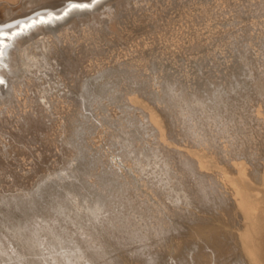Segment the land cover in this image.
Instances as JSON below:
<instances>
[{
  "label": "rangeland",
  "instance_id": "1",
  "mask_svg": "<svg viewBox=\"0 0 264 264\" xmlns=\"http://www.w3.org/2000/svg\"><path fill=\"white\" fill-rule=\"evenodd\" d=\"M107 3L112 5L109 15L114 18L111 24L104 22L88 28L80 23L69 29L67 34L56 38V44H53V47L70 53L74 60L84 61L83 67L91 70L85 83V95L80 96L83 103H63V95L68 94L64 82H59V85L56 81L52 87L39 83L35 86L31 82L33 86L29 85V71L28 75L25 73L28 79L24 77L28 63L42 48L37 38L45 33H35V30L44 27L50 20L34 27L25 28L27 24H23L11 34L13 41L6 42L2 47V50L11 48L9 53L0 54V58L7 60L2 67L18 69L11 75L16 78L13 93L8 78L3 80L5 85L1 90L3 88L6 92L2 90L3 96L12 98L15 90L21 87L11 102L7 103L9 96L0 99L2 264L18 261L14 256L17 253L11 247L9 249L12 243H16L15 247H24L22 254L27 253L24 256L26 259L35 251L37 259L33 257L34 254L29 257L34 258L35 262L41 259L39 262L42 264H49L47 258H52L46 255L49 252L63 258L64 253L71 254L74 257L72 264H96L97 261V264H120L127 255H132L131 260L137 263V244L138 247L140 243V246L142 243L148 246L158 236L159 239H168L171 245L169 247L167 243V247L172 252L176 250L178 255L182 252L178 250L184 247L187 249H183V252H193L194 247L197 252L194 250L196 253H190L191 256L181 253L189 258L187 261L182 255V261L175 257V252L172 254L167 248L160 249L162 252H156H160L157 258L154 254L150 257L156 262L149 258L151 261L148 259L147 264H183L186 261L188 264H206L207 261L209 264H220L218 261L228 264L216 255L213 238L207 239L211 240V246L207 240H199L195 228L187 223L194 219L188 217L189 206L184 207L186 196L185 199L181 198V194H195L194 188H198L197 182L194 185L193 181L197 170L192 169L184 161L185 158L174 155V152H171L172 155L163 147L148 109L133 102L132 98L144 100L161 117H165L179 133V137L177 134L173 137L179 142L204 149L223 164L229 158L231 161L253 162L255 155L264 152V0H108ZM51 13L48 12L46 17ZM59 14L56 13L54 18L63 15L64 11ZM21 36L24 37L15 41ZM34 43H38V46ZM19 82L24 85L19 84L16 88ZM25 84L35 87L37 93L39 89H44L39 92L38 98L37 93L33 95V88H28L33 92V103H29L31 98L25 95L31 92H25L24 89L28 87ZM9 92L12 95L7 94ZM17 96L19 99L23 97V101L16 103ZM10 108L13 109L12 113L8 112ZM27 115L32 119L31 123ZM183 177H187L185 183L181 182ZM186 182L189 184L186 185ZM178 186L179 189L176 188ZM181 187L193 192L188 193V190L185 193ZM201 198V202L206 204L208 197L202 195ZM165 202H169L168 205ZM173 218L178 219L171 231V222H176ZM167 221L170 223L167 224ZM183 222L194 230L188 232L189 227H185ZM165 223L166 226H163ZM219 224H225L221 226L222 230L227 226L229 229L224 232L216 228L217 234L224 232L227 235L231 230L235 231L234 227H229L232 224ZM178 225L182 230L185 227L186 231H178ZM164 228L175 234L167 232V235L168 230ZM213 232L216 234V230ZM190 234L193 243L187 242L190 238L187 235ZM168 236H173L175 241L169 240ZM176 240L179 241L177 246L174 245ZM183 240L192 244L193 248L184 245ZM49 243L52 247L48 246ZM46 245L49 247L47 250ZM64 245L67 250L69 246L70 251ZM117 247L125 254L127 251L130 253L119 254ZM26 248L27 252L24 250ZM226 248L233 250L235 247L228 244ZM71 249L75 250L74 254ZM166 250L168 252H163ZM234 250L237 251V248ZM40 251L45 255H40ZM198 255H201L200 261L198 259L201 263H196L192 257ZM63 258L60 260L68 264ZM88 259H91L88 261L91 263L86 261Z\"/></svg>",
  "mask_w": 264,
  "mask_h": 264
},
{
  "label": "bare ground",
  "instance_id": "2",
  "mask_svg": "<svg viewBox=\"0 0 264 264\" xmlns=\"http://www.w3.org/2000/svg\"><path fill=\"white\" fill-rule=\"evenodd\" d=\"M87 2V3H92V0H0V54H5V53H9L11 48H8L6 50H2V47L3 45L10 41L12 42L13 39L10 37L11 34H14L13 32L18 30L17 28L20 27L23 25V24H29L31 23L32 21L34 20H40V19H43V20H50V22H48L47 24H45L44 27H41V28H38L37 30H35L36 32L35 33H40L43 31V33H45V35L41 34L42 36H38L39 38V43H41L42 45H39L41 46L40 48V51L37 52V54L33 53V55L35 54V57H33L29 62L26 61L28 63V70H26L25 73H27V71H29V73H27V75L29 74L30 75V78L31 81L29 83L32 84L31 82H33V84L36 86L37 83L39 84H42V85H49L50 87H52L53 84H55L54 82H61V83H65L66 87V91L68 92V94H64L63 95V100H65L63 103H83L82 102V99L80 98L81 95H85V83L88 79V76H89V73L91 70H87L86 67H83V63L84 61L82 60H74L72 57H71V54L66 52L65 50H62V49H58L56 48V46L53 47V44L55 45L56 44V40L58 38H60V36L64 35V34H67L68 30L73 28V27H76L78 24L82 23V24H85L88 28H92L94 26H99L101 25L102 23L104 22H107L108 24H111L113 21V18L114 16L112 15H109L110 14V11H111V8H112V5L110 3H107L108 0H97L96 3L93 4V6L91 8H88V9H77V10H73L72 12H70L68 15H61L59 16L61 12L64 11V9L67 7V5L69 3H72V2ZM118 2V1H117ZM48 12H53V13H57L59 14L58 17L59 18H54V15L53 13H51V17L52 18H49L46 17ZM108 19H106V16H108ZM30 20V21H29ZM28 21V22H27ZM71 21V24L69 25L68 22ZM25 22V23H24ZM25 27V26H24ZM26 28V27H25ZM7 34L9 33V36L8 35H3V34ZM34 33V32H33ZM34 33V34H35ZM32 33L28 34V36H30ZM22 37L24 36H21L19 37L18 39H16L15 41H19ZM57 38V39H56ZM35 41V40H33ZM38 41V40H37ZM36 44V43H34ZM38 44V43H37ZM36 44V46H38ZM35 46V47H36ZM39 48V47H38ZM37 50V49H36ZM35 51V49H34ZM38 51V50H37ZM7 60H4L3 58H0V81H2V83H0V90H1V87H3L5 84L3 83V80L4 79H7L9 80L10 82V89L12 90V93L14 92L13 90V86L14 83L16 82L14 77H11V75L13 76V71H15L14 73H16V69L13 70V68L11 66H9L8 68H3L2 65L6 62ZM26 64V63H24ZM27 65V64H26ZM88 65V64H87ZM20 66H23L20 65ZM25 66V65H24ZM19 68V67H18ZM22 68V67H20ZM25 68H27L25 66ZM18 70V69H17ZM22 72V73H23ZM21 73V72H20ZM19 74V73H18ZM27 75L25 74L24 77L25 79L27 80L28 77ZM16 76V74H15ZM18 76V75H17ZM21 77V76H19ZM57 77V79H56ZM10 78L12 79V81H10ZM18 78V77H17ZM22 78V77H21ZM20 79V78H19ZM24 79V80H25ZM19 81V80H18ZM27 82V81H25ZM35 82V83H34ZM59 83V85L61 84ZM22 85L23 83H16V88L18 87V85ZM32 84V85H33ZM37 84V85H39ZM24 85V84H23ZM26 85V84H25ZM33 85V86H34ZM28 86V85H26ZM25 86V88H26ZM7 87V86H6ZM13 87V88H12ZM37 87H41V86H37ZM36 87V88H37ZM20 88V89H19ZM18 89L21 91V87H19ZM28 88H33V87H27L25 92L27 91H31L30 89L28 90ZM42 88V87H41ZM45 88V87H43ZM15 89V88H14ZM17 90H15V92L17 93ZM3 90V88H2ZM1 90V91H2ZM8 89V91H11ZM22 90H23V86H22ZM33 91L35 90V87L32 89ZM40 91L42 89H39ZM46 90V89H45ZM0 91V99L1 98H5L9 95H4L3 96V91L5 92V90H3L2 92ZM39 91V92H40ZM44 91V89L42 90ZM24 92V94H25ZM39 92L37 93V89L36 91H34V94L35 95L37 93L38 95V98L40 97L39 96ZM6 93V92H5ZM4 93V94H5ZM11 92L7 93V94H11ZM16 93L14 95H12V98L13 96H16ZM33 93L32 91L25 95H27L28 99H26L25 101L30 103H33L34 101V96H32ZM18 94V93H17ZM20 94V93H19ZM22 94V93H21ZM24 94H22V96H25ZM31 94V95H30ZM36 95V96H37ZM20 96V95H19ZM17 96V98L19 97ZM21 96V97H22ZM32 96V97H31ZM26 97V98H27ZM10 96H9V100L7 101V103L11 102V99ZM23 98V97H22ZM18 98L17 101H15L16 103H20L22 100ZM25 98V97H24ZM36 98V97H35ZM37 98V99H38ZM15 99V98H14ZM13 99V101H14ZM33 99V101H32ZM2 100V99H1ZM0 100V101H1ZM23 101V100H22ZM132 101L143 106L144 108L148 109V112H149V115H150V118L154 124V126L156 127L158 133H159V137L161 138V142H162V145L163 147H166V150L168 149L169 150V153L171 152H174V155H178L179 157L181 158H185L184 161L193 169H196L197 170V174H195V180H191L194 182V185H195V181L197 182L196 183V186L198 189H195L194 188V191H195V194L192 195L191 194H184L180 197L181 198H184L186 196V204H184V207H186L185 205L188 204L189 206V209H188V217L189 216H192V218L194 220L192 221H189L187 223L191 224V226H193L197 232V235H199V240L202 238V239H212L213 238V242L215 244V249L217 250V253L216 255L218 254L219 255V258L222 259V262H228V264H240V262H244L243 264H264V152L263 154H260V155H255L253 158V162H250L249 160H233L231 161V159L229 158L227 161L226 164H223L221 163V161H219L217 158H215L214 156H212L209 152H207L206 150L204 149H199V148H194V147H191L189 146L188 144H184V143H181L179 142V140H176L174 139L173 137H176V134L178 135L179 133L176 131V129L174 128L173 125H171V123L167 122V120L165 119V117H161V115L153 110L152 108H150L146 102L144 100H141L139 99L138 97H133L132 98ZM14 102V103H15ZM13 103V102H12ZM25 103V102H23ZM35 103V102H34ZM14 106H12L13 108ZM12 108H10L11 110H8V112L10 111L12 113ZM16 109V108H14ZM19 113V112H18ZM26 114V113H25ZM28 114V113H27ZM16 116V115H15ZM20 117V113L18 115ZM25 116V115H24ZM22 117V116H21ZM26 117V116H25ZM17 118V117H16ZM27 118L29 119L28 115H27ZM26 118V119H27ZM32 120L31 118L29 119V121ZM28 121V122H29ZM6 122V121H5ZM20 123V120L18 121ZM22 122V121H21ZM27 122V121H25ZM24 122V123H25ZM27 122V123H28ZM31 123V121L29 122ZM35 123V122H34ZM38 123V122H37ZM18 125V124H17ZM22 125V123L20 124ZM25 125V124H24ZM30 125V124H29ZM34 126V125H33ZM32 126V127H33ZM37 126V124L35 125ZM13 127V126H12ZM16 127V126H15ZM24 127V126H23ZM22 130V128H21ZM24 131V130H22ZM177 132V133H176ZM12 133V132H11ZM179 137V135L177 136ZM29 142V141H27ZM21 143V142H20ZM12 144V143H11ZM13 145V144H12ZM11 146V145H10ZM14 147V145H13ZM8 148V147H6ZM167 152V151H165ZM176 153V154H175ZM173 155V153H171ZM166 157V156H165ZM176 157V156H175ZM168 158V157H167ZM167 158H165V160H167ZM174 158V157H173ZM180 158V159H181ZM176 159H179L178 157ZM168 161V160H167ZM174 161V160H172ZM182 161V160H181ZM169 162V161H168ZM183 162V166L185 165ZM167 162H165L166 164ZM171 163V161L169 162ZM168 163V164H169ZM173 163V162H172ZM178 163V162H177ZM180 163V162H179ZM178 163V164H179ZM176 164V163H175ZM177 164V165H178ZM172 165V164H170ZM187 165V167H188ZM169 166V165H168ZM167 166V167H168ZM179 166V165H178ZM181 166V165H180ZM176 167V165H175ZM182 167V166H181ZM186 167V166H185ZM189 167V168H190ZM177 168V167H176ZM190 168V169H191ZM168 168H165V170H167ZM171 169V168H170ZM174 169V168H173ZM172 169V170H173ZM181 169V168H180ZM179 169V171H180ZM191 169V170H192ZM176 170V169H175ZM185 170V169H184ZM196 170H194L196 172ZM174 171V170H173ZM178 171V170H176ZM170 172V171H169ZM190 172V171H189ZM173 173V172H172ZM175 173V172H174ZM173 173V174H174ZM180 173V172H179ZM184 173V172H183ZM194 173V172H193ZM167 174H168V171H167ZM177 174V173H175ZM174 174V175H175ZM181 174V173H180ZM25 175V174H24ZM119 175V174H118ZM184 175V174H183ZM186 175V174H185ZM188 175V174H187ZM191 175V174H190ZM121 176V175H120ZM178 176V175H176ZM191 177V176H190ZM177 178V177H176ZM180 178V177H179ZM187 177H185L186 179ZM181 179V178H180ZM184 179V177H183ZM181 182H184L187 180L184 179V181ZM199 179H201L199 181ZM178 180V179H177ZM189 180V179H188ZM190 181V180H189ZM188 181V182H189ZM180 182V181H179ZM181 182H180V185H181ZM186 182V185L187 183ZM199 182V183H198ZM192 183V182H190ZM189 184V183H188ZM193 185V183H192ZM190 186V185H189ZM188 186V187H189ZM192 187V186H191ZM176 188H180L179 186L176 187ZM183 188V187H181ZM177 189V191H179ZM185 193L186 191L188 192L189 188L186 189V188H183ZM191 189V188H190ZM167 192V191H166ZM193 192L192 189L191 191L189 190L188 193H191ZM170 193V192H169ZM182 193V192H180ZM198 193V194H197ZM207 196L208 197V200H209V204L207 203L208 200H204L206 202L205 203H202V195ZM171 195V193H170ZM172 196V195H171ZM173 196H177L176 195H173ZM172 198V197H171ZM179 198V197H178ZM185 199V198H184ZM183 199V200H184ZM167 200V198H166ZM173 200V198H172ZM179 200V199H178ZM169 201V199H168ZM175 201V200H174ZM173 202V201H172ZM185 201H182V203H184ZM201 202V203H200ZM168 205L169 202H165L164 204ZM180 203V202H179ZM174 204V203H173ZM205 204V205H204ZM172 205V204H171ZM175 205V204H174ZM173 205V207H174ZM178 206V205H177ZM182 206V204H181ZM187 206V207H188ZM98 207V206H97ZM97 207H94V208H97ZM167 207V206H165ZM92 208V209H94ZM99 208V207H98ZM97 208V210H99ZM172 208V207H171ZM91 209V210H92ZM101 209V208H100ZM168 209V208H165V210ZM180 209V208H179ZM184 209V208H182ZM191 209V210H190ZM170 210V209H169ZM167 210V212L169 211ZM172 210V209H171ZM177 210V209H176ZM175 210V211H176ZM185 210V209H184ZM183 210V211H184ZM187 210V208H186ZM93 211V210H92ZM173 211V210H172ZM90 212V210H89ZM94 212V211H93ZM92 212V213H93ZM98 212V211H97ZM170 212V211H169ZM178 212V210L176 211ZM181 212V211H180ZM179 212V214H180ZM186 211H184L185 213ZM91 213V212H90ZM95 213V212H94ZM99 213V212H98ZM101 213V211H100ZM171 213V212H170ZM174 213V212H173ZM183 213V212H182ZM183 213V214H184ZM89 214V213H86V215ZM172 214V213H171ZM177 214V213H176ZM182 214V215H183ZM90 215V214H89ZM170 215V214H169ZM175 215V213H174ZM185 216L186 219H189ZM93 215H91L92 217ZM95 216H97L95 214ZM94 216V217H95ZM89 217V216H88ZM98 217V216H97ZM95 217V218H97ZM173 217V216H172ZM99 218V217H98ZM103 219V218H102ZM101 219V220H102ZM174 219V218H173ZM172 219V220H173ZM178 218H175L174 220H176ZM191 219V218H190ZM197 221H196V220ZM167 220V219H166ZM165 220V221H166ZM171 220V221H172ZM103 221V220H102ZM116 221V220H115ZM105 222V221H104ZM113 222V221H112ZM154 222V221H153ZM219 222H223V223H228L227 225H230L229 227H234L235 231H232L231 232H226L227 235L224 233L225 230H227L228 226L226 228H224L222 230V227L221 226H225V224L221 225L219 224ZM155 223V222H154ZM170 222L167 221V224H169ZM181 223V222H180ZM179 223V224H180ZM218 223V224H217ZM108 224V223H107ZM106 224V225H107ZM110 224V222H109ZM112 224V223H111ZM119 225V223H117ZM124 224V223H123ZM153 224V223H152ZM184 224V222H183ZM219 225L221 227H216L217 225ZM114 225V223H113ZM125 225V224H124ZM155 225V224H154ZM171 225H172V228H171V231H173V228L177 225V220L176 222L175 221H172L171 222ZM181 225V224H180ZM187 224H184L185 227ZM115 226V225H114ZM112 226V227H114ZM150 226V225H148ZM163 226H166V223L165 225ZM169 226V225H168ZM167 226V227H168ZM179 226V225H178ZM183 226V225H182ZM183 226V227H184ZM191 226H188L189 230L187 229V231L189 232L191 229L190 227ZM109 227V226H108ZM111 227V226H110ZM130 227V226H129ZM144 227H146V225H144ZM180 229L178 231H182L185 230L183 228L182 230V227L179 226ZM105 228V227H104ZM107 228V227H106ZM116 228V227H115ZM124 228V226H123ZM131 228V227H130ZM137 228V227H136ZM139 228V227H138ZM153 228V227H152ZM169 228V227H168ZM169 228V229H170ZM194 228L192 230H194ZM219 228V230L221 231H224V232H221V231H218L224 234H217V229ZM114 229V228H112ZM117 229V228H116ZM147 229V228H146ZM149 230H152L150 228H148ZM156 229V225H155V228ZM161 229V228H160ZM168 231H166V230ZM169 229L167 228H164V230L167 232H170ZM176 229V228H175ZM229 229V228H228ZM232 229V228H230ZM134 230V229H133ZM141 230V229H140ZM148 230V231H149ZM158 230V229H157ZM177 230V229H176ZM175 230V231H176ZM216 230V234H214L213 231ZM154 231V230H152ZM162 231V230H161ZM177 231V232H178ZM186 231V230H185ZM144 232V231H142ZM151 232V231H150ZM149 232V233H150ZM158 232V231H157ZM164 232V231H163ZM176 232V233H177ZM181 232V233H182ZM193 232V231H192ZM191 232V233H192ZM173 232H170L169 234H172ZM179 233V232H178ZM180 233V234H181ZM213 233V234H212ZM93 234V233H92ZM127 234V233H126ZM153 234V233H152ZM158 234V233H157ZM175 233H173L172 235H174ZM185 234H187L185 232ZM194 234H196L194 232ZM193 234V235H194ZM229 234V235H228ZM129 235V234H127ZM140 235V234H139ZM146 235V233H145ZM156 235V234H155ZM158 235H161V234H158ZM164 235V234H163ZM162 235V237H163ZM168 235V233H167ZM197 235L194 237H197ZM92 236V235H91ZM135 236V235H134ZM149 236V235H148ZM179 236L180 235H176ZM176 236H174L176 238ZM184 236V234H183ZM182 236V239H184ZM187 236H190V238H188ZM185 235V237H187L189 240L191 239V234L190 235ZM140 237V236H138ZM150 237V236H149ZM147 237V238H149ZM156 237V236H155ZM166 237V236H165ZM169 237V236H168ZM167 237V238H168ZM173 237V236H172ZM172 237L169 239V240H174L172 239ZM181 237V236H180ZM120 238V237H119ZM125 238V237H124ZM141 238V237H140ZM145 238V237H144ZM152 238H153V235H152ZM157 238V237H156ZM155 238V239H156ZM193 238V237H192ZM196 238V239H198ZM97 239V238H96ZM143 239V238H142ZM150 239V238H149ZM158 239H159V236H158ZM156 239L155 242H153L152 244L150 243L148 246H144L143 243L142 245L140 246L139 244V247H138V244H137V247L135 251L136 254H137V257L135 259L138 260V262H134L131 260L130 256L132 255H127L128 253H130L129 251H125L127 254L123 253V251L119 252L120 253H123L127 256H124V258L121 256V258H123V260L119 257L118 259L119 260H122L121 262L124 261V264H145L146 261L154 254V256L157 258L158 254H160V252H162L160 249H164L167 248V243L170 247V241L168 242L166 239L164 238H160L159 240ZM177 239V238H176ZM120 240V239H119ZM141 240V239H140ZM148 240V239H147ZM146 240V241H147ZM178 240L181 241V239L179 238ZM174 242L173 244L175 246H177V241ZM186 240V239H185ZM183 240V244L184 245H188V246H193L192 244L189 245L187 242H191V240H187V242ZM204 240V241H205ZM154 241V240H151V242ZM167 241V242H166ZM175 241V240H174ZM184 241L186 242V244L184 243ZM193 241V240H192ZM198 241V240H197ZM208 241V244L211 246V244L209 243L210 241ZM125 242H128V241H125ZM150 241H148L149 243ZM194 242V241H193ZM191 242V243H193ZM196 242V241H195ZM206 242V241H205ZM230 242V243H229ZM25 243V242H24ZM104 243V242H103ZM101 243V244H103ZM122 243V242H121ZM120 243V244H121ZM133 243V242H132ZM147 243V242H146ZM179 243V241H178ZM212 243V242H211ZM123 244V243H122ZM128 244V245H127ZM126 244V247L129 246V243ZM166 244V245H165ZM182 244V243H180ZM179 244V245H180ZM196 244V243H195ZM228 244H231L232 245V248H237V251L236 250H232V249H227L226 248V245L228 247ZM13 245V246H12ZM11 246H9V249L11 247V249L16 252L17 254H15V258H17V262L15 263H8L6 262L5 264H42L40 263L39 261L35 262V259H37L35 256V251L34 253L32 252L33 249H30L32 250V254H34L33 257L34 258H30L29 256H32V254L28 256V259H26L23 255L24 253L22 252L23 248L21 249L20 246L18 247H15L14 243H12ZM23 245V244H22ZM106 245V244H105ZM25 246V245H24ZM30 246V245H29ZM34 246V245H33ZM49 247H52L51 246V243H49L48 245ZM47 245L45 247L46 250L49 248ZM65 246V245H64ZM99 246V245H98ZM107 246V245H106ZM105 246V247H106ZM166 246V247H165ZM173 246V245H172ZM197 246V244H196ZM8 247V246H7ZM122 247V246H121ZM124 247V248H126ZM179 247V246H178ZM178 247H173L174 249H177ZM183 247V245H182ZM181 247V248H182ZM213 247V245H212ZM230 247V246H229ZM30 248V247H29ZM28 248V249H29ZM31 248H33L31 246ZM40 248V247H39ZM61 248V247H60ZM66 250H67V246H65ZM64 248V249H65ZM99 248H102V247H98ZM172 248V249H173ZM180 248V247H179ZM190 248V247H189ZM193 248V247H192ZM198 248V247H197ZM35 249V248H34ZM38 249V248H37ZM38 253H39V250H37ZM45 249V248H44ZM51 249V248H50ZM54 249V248H53ZM51 249V250H53ZM58 249V246L57 248ZM62 249V248H61ZM96 249V248H95ZM106 249V248H105ZM108 249V248H107ZM116 249V248H115ZM117 249V250H118ZM132 249V247H131ZM184 250L187 249V247L183 248ZM183 249L181 250H178L179 251H182L181 253H184L183 252ZM199 249V248H198ZM227 249V250H226ZM25 252H27V248L24 249ZM43 250V249H42ZM72 250V249H71ZM83 250V249H82ZM109 250V249H108ZM112 250V249H111ZM118 250V251H119ZM125 250V249H123ZM127 250V249H126ZM192 251L191 249H188V251ZM194 250H196L197 252V249L194 247ZM193 250V252H185V256L189 253H196L195 251ZM204 250V249H203ZM203 250H199V251H203ZM214 250V248L212 249ZM29 251V250H28ZM50 251V250H48ZM47 251V252H48ZM57 251V250H56ZM55 251V252H56ZM60 250H58L59 252ZM67 251H70L69 249V246H68V250ZM73 251V250H72ZM72 251L70 253H72ZM75 251V250H74ZM74 251H73V254H74ZM99 251V250H98ZM106 251V250H105ZM160 251L158 254L156 252ZM174 251V250H173ZM198 251L197 254H199L200 252ZM207 252V250H204ZM5 252V251H4ZM8 252V251H7ZM10 252V251H9ZM42 252V254L40 255H45V250L43 253V251H40ZM57 252V253H58ZM62 253H64V250L62 251ZM85 252V250H84ZM87 252V251H86ZM91 252V251H90ZM93 252V251H92ZM104 252V251H103ZM113 252V251H112ZM133 252V251H132ZM131 252V253H132ZM163 252H168L167 250L166 251H163ZM169 252H171L172 254H174V252L177 254H175V257H178L179 259L181 258V253L180 255H178V253L176 252V250L174 252H172V250L170 251L169 249ZM214 252V251H213ZM212 252V254H213ZM23 253V254H22ZM37 253V254H38ZM52 253V252H51ZM54 253V251H53ZM60 253V254H62ZM69 253V252H68ZM83 253V252H82ZM105 253V252H104ZM109 253V252H108ZM117 253V251H116ZM156 253V255H155ZM205 253V252H204ZM215 253V252H214ZM4 254H7L6 252ZM83 254H88V253H83ZM82 254V255H83ZM110 254V253H109ZM118 254V253H117ZM116 254V255H117ZM118 254V255H119ZM121 254V255H123ZM133 254V253H132ZM190 254V256H191ZM203 254V253H202ZM206 254V253H205ZM39 255V254H38ZM46 255H49L48 257H52L53 258V262L52 264H67V263H64V261L60 258H63V257H60L62 255H50V252L49 254H46ZM80 255V254H79ZM92 255V254H91ZM115 255V254H114ZM113 255V257H114ZM163 255V253H162ZM194 255V254H193ZM196 255V254H195ZM208 255V254H207ZM206 255V256H207ZM210 255V253H209ZM215 255V254H214ZM213 255V256H214ZM215 255V257H216ZM64 256L66 261H68V264L70 262V264H72L71 262H73V258H72V255L71 254H67L65 255L64 253ZM75 256V255H74ZM77 256V255H76ZM81 256V255H80ZM79 256V258H80ZM86 256V255H83V257ZM133 256L135 257V255L133 254ZM164 256V255H163ZM184 256V255H183ZM184 256V257H185ZM199 256L201 258V255H198V257L196 256H192L194 257L195 259V262L196 263H201L199 262L200 259H199ZM212 256V255H211ZM1 257L0 256V264H2V262H4L3 260H1ZM46 257V256H45ZM90 257V256H89ZM94 257V256H93ZM117 257V256H116ZM132 257V258H134ZM161 257V255L159 256ZM196 257V258H195ZM208 257V256H207ZM206 257V258H207ZM51 258V259H52ZM76 258V257H75ZM78 258V256H77ZM76 258V259H77ZM153 258V257H152ZM152 258H150L152 260ZM162 258V257H161ZM161 258H160V261H161ZM187 258V261H189V258L188 256L185 257ZM203 258V257H202ZM209 258V257H208ZM211 258V257H210ZM214 258V257H213ZM218 258V257H217ZM50 258L48 259L47 258V261H49V264L52 262H50L51 260ZM93 259V258H92ZM108 259V258H107ZM116 259V258H115ZM149 259V260H150ZM184 260V258H181V260ZM190 259H192L190 257ZM199 259V261H198ZM78 260V259H77ZM91 259H88L86 260L87 262L90 261ZM117 260V259H116ZM119 260H117V262H120ZM148 260V261H149ZM150 260V261H151ZM153 260H155L153 258ZM180 260V261H181ZM182 260V261H183ZM186 260V259H185ZM202 260V259H201ZM210 260V259H208ZM213 259L211 258V261ZM43 261V260H42ZM46 261V260H44ZM159 261V262H160ZM186 261V262H187ZM204 261H205V256H204ZM210 261V263H211ZM217 261V260H216ZM215 261V262H216ZM39 262V263H38ZM76 262V260H75ZM78 262V261H77ZM81 262V260H80ZM98 262V261H97ZM96 262V264H97ZM102 262V261H101ZM113 262V261H112ZM116 262V261H115ZM120 262V264H121ZM156 262V260L154 261ZM179 262V260H178ZM183 263V264H188V263ZM194 262V263H195ZM209 261H207L206 264H209L208 263ZM213 262V261H212ZM88 263H91V262H88ZM103 263V262H102ZM109 263V262H108ZM149 263V262H148ZM153 263V262H151ZM182 263V262H181ZM179 263V264H181ZM193 263V262H192ZM205 263V262H204ZM203 263V264H204ZM217 263V262H216ZM214 263V264H216ZM218 263L221 264V262L218 261ZM45 264V263H44ZM48 264V263H47ZM74 264V263H73ZM77 264V263H76ZM78 264H80L78 262ZM82 264V262H81ZM85 264V262H84ZM87 264V263H86ZM93 264V263H91ZM105 264V262L103 263ZM114 264V263H112ZM117 264V263H116ZM123 264V263H122ZM147 264V263H146ZM154 264V263H153ZM155 264H160V263H155ZM163 264V262H162ZM213 264V263H211ZM226 264V263H224Z\"/></svg>",
  "mask_w": 264,
  "mask_h": 264
},
{
  "label": "snow or ice",
  "instance_id": "3",
  "mask_svg": "<svg viewBox=\"0 0 264 264\" xmlns=\"http://www.w3.org/2000/svg\"><path fill=\"white\" fill-rule=\"evenodd\" d=\"M97 0H92V3H69L67 5V7L64 10V15H68L70 12H72L73 10H77V9H88L91 8L93 6L94 3H96ZM49 18L51 17V14H49ZM59 18V17H57ZM47 21L40 19V20H34L32 21L30 24H27L25 27H34L36 24L38 23H46ZM3 35H7L6 33ZM16 35H19V33H16ZM0 83H2V81H0Z\"/></svg>",
  "mask_w": 264,
  "mask_h": 264
}]
</instances>
